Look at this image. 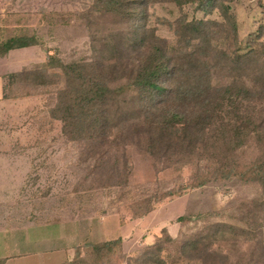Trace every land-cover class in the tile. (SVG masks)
<instances>
[{"label": "trees", "instance_id": "16d2710c", "mask_svg": "<svg viewBox=\"0 0 264 264\" xmlns=\"http://www.w3.org/2000/svg\"><path fill=\"white\" fill-rule=\"evenodd\" d=\"M234 2L93 0L77 17L87 28L97 25V16L114 24L92 36V60L65 63L49 55L6 77L4 100L50 96L48 113L61 124L68 167L78 180L74 191H107L134 219L146 217L162 198L218 181L261 189L238 207L235 224L179 239L165 229L134 257L125 256L121 239L87 244L84 257L78 249L64 264H115L119 257L124 264H264V27L245 43ZM168 4L180 16L154 23L157 7ZM164 26L173 32L169 39L159 34ZM40 43L35 36L9 37L0 40V56ZM133 149L161 171L190 168L187 187L162 198L135 194Z\"/></svg>", "mask_w": 264, "mask_h": 264}, {"label": "rangeland", "instance_id": "374dc122", "mask_svg": "<svg viewBox=\"0 0 264 264\" xmlns=\"http://www.w3.org/2000/svg\"><path fill=\"white\" fill-rule=\"evenodd\" d=\"M7 1L15 11L12 19L8 20L13 24V30L7 38L35 36L41 42L39 46L14 55L20 54L16 59L22 62L18 67H8L14 72L22 69L23 65L31 67L43 63L49 55L58 56L65 63L90 61L93 58L92 36L114 24L109 16H97V25L87 28L85 20L77 17L90 9L93 0ZM234 9L240 25V37L247 43L264 27V0H235ZM185 12L191 17L194 13L191 8H186ZM180 14L181 10L173 5L158 6L153 22L165 19L170 22ZM196 16L203 18L205 14L197 13ZM213 17L218 16L214 14ZM159 34L168 39L173 36L169 26L160 27ZM50 101V96L28 97L23 102L8 103L5 113L0 114V150L9 148L15 155H25L31 166L28 184L16 202L18 206L23 204L24 211L20 210L21 207L15 208L11 219L3 222L11 224L14 229L17 226L28 227L29 249L51 254L50 264L72 261L78 249L84 257L83 248L87 244L121 239L125 256L134 257L147 247H153L165 229L172 238L179 239L196 235L213 225L235 224L239 221L236 217L238 207L261 193L257 185L233 179L186 189L182 195L163 199V194L169 191L186 188L192 170L161 171L160 165H155L133 149L134 172L130 184L138 187L135 194L152 193L154 197L162 198L146 217L134 219L131 208L117 203L107 191H74L78 180L68 167L69 146L65 147L64 139L60 137V122L52 120L48 113ZM70 152L73 164L76 154L73 146ZM3 213L9 217L8 212ZM181 217L191 221L179 223ZM22 240L25 237L15 235L12 243L9 239V245H21ZM20 247L15 249L18 251ZM166 247L169 250L164 256L172 252L168 245ZM174 262L169 260V264H187ZM114 263L124 264L125 259L116 258Z\"/></svg>", "mask_w": 264, "mask_h": 264}, {"label": "crops", "instance_id": "0c3cea01", "mask_svg": "<svg viewBox=\"0 0 264 264\" xmlns=\"http://www.w3.org/2000/svg\"><path fill=\"white\" fill-rule=\"evenodd\" d=\"M14 13L15 11L11 10L7 0H0V40L2 41L8 39V35L11 34L10 31L13 30V24H10L8 20L12 19ZM22 50L25 49L12 50L4 57L0 56V114L2 115L5 113L8 103L28 100V98L17 101L3 99L6 77L9 74L20 72L24 68L30 66L23 65L22 69L15 72L8 68H15L22 64L21 60L16 59L20 54L14 57L16 53ZM5 118H8L7 115H5ZM30 174L31 166L28 157L25 155H15L12 149L9 148L0 150V264H46V262L50 264L51 262V254H47L40 249L32 251L29 249V239L27 236H29L30 230L28 227L20 228L17 226L14 229L13 226H10L11 224L8 225L7 222H3L7 221V218H9V220L11 219V214L15 208L21 207L20 210L24 211L23 204L18 206L16 202L20 194H23V190L28 184ZM15 205H17V207H15ZM26 209L28 210V205H26ZM3 212H8L9 217ZM15 235H21L22 238L25 237L21 245H9V239L12 243ZM14 246L21 247L17 251ZM63 262L64 261L59 264Z\"/></svg>", "mask_w": 264, "mask_h": 264}]
</instances>
